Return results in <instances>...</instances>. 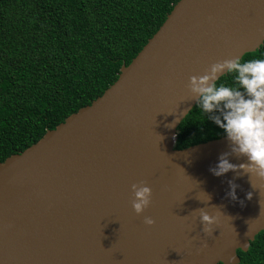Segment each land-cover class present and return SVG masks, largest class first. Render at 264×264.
<instances>
[{"label": "water", "instance_id": "obj_1", "mask_svg": "<svg viewBox=\"0 0 264 264\" xmlns=\"http://www.w3.org/2000/svg\"><path fill=\"white\" fill-rule=\"evenodd\" d=\"M263 43L264 0H179L102 95L0 162V264L240 263L264 230V188L209 172L224 136L183 149L176 140L196 105L189 78ZM141 182L152 195L138 215L131 186ZM202 207L217 218L207 233Z\"/></svg>", "mask_w": 264, "mask_h": 264}, {"label": "trees", "instance_id": "obj_2", "mask_svg": "<svg viewBox=\"0 0 264 264\" xmlns=\"http://www.w3.org/2000/svg\"><path fill=\"white\" fill-rule=\"evenodd\" d=\"M178 1L0 0V162L102 95ZM178 130L177 149L224 136L196 105ZM238 254L264 264V230Z\"/></svg>", "mask_w": 264, "mask_h": 264}, {"label": "clouds", "instance_id": "obj_3", "mask_svg": "<svg viewBox=\"0 0 264 264\" xmlns=\"http://www.w3.org/2000/svg\"><path fill=\"white\" fill-rule=\"evenodd\" d=\"M225 76L230 77L231 83H218ZM188 89L201 116L221 129L227 142L228 150L219 155L209 172L217 177L229 171L235 177L247 175L253 190L264 188V183L257 187L250 179L255 177L264 182V57L243 61L237 57L216 62L204 75L191 76ZM174 123L167 126L172 127ZM230 156L244 157L245 162L231 163ZM228 185L226 195L237 199L235 190L238 185L233 180H229ZM131 189V206L139 215L149 206L152 190L143 182L133 184ZM251 197L252 192L246 193L247 199ZM200 221L203 231L207 233L217 218L202 207ZM143 222L149 226L154 224V220L148 216L144 217ZM233 260V257H229L227 264H233Z\"/></svg>", "mask_w": 264, "mask_h": 264}]
</instances>
